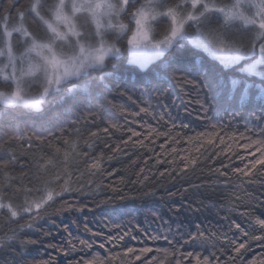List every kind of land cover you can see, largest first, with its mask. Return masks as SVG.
Segmentation results:
<instances>
[{"label": "trees", "instance_id": "16d2710c", "mask_svg": "<svg viewBox=\"0 0 264 264\" xmlns=\"http://www.w3.org/2000/svg\"><path fill=\"white\" fill-rule=\"evenodd\" d=\"M0 2L7 4V0ZM224 2L230 3L231 0ZM27 3L28 0H20L17 7L20 5L27 7ZM121 20L132 27L128 16H121ZM84 25H87L88 32H92L88 18ZM31 26L33 31L43 35L39 23L33 21ZM233 28L242 35L245 43L251 38V31L244 32L239 23L234 24ZM107 39L117 41L118 46L125 51L126 38L117 40L114 34H108ZM176 55L184 58L187 67V71L177 75H183L190 81H197L198 77L202 78L200 63L202 54L189 51ZM244 63L247 61L233 68H224L213 61L209 66L219 78L227 81L229 78H241L240 68ZM108 71L113 72L114 77L120 79L113 78L107 81L111 91L106 93L104 100L86 101L82 97L61 93L56 97H50L39 112L22 107L0 109V145L3 146L0 149V162L10 161L9 153L16 155V163H9L7 168H0V187L11 185L6 189V194L13 195V203H23L25 186L28 188L39 186L37 176L47 179L56 172L71 174V187L78 190L64 194L47 207L46 211H42L43 218L34 222V231L25 230L19 234L21 240L35 241L27 248L26 264H77L93 258L104 260V264H107L104 258L109 254L116 256L112 264H129V262L143 264L146 259L157 255L156 248H165L169 245L162 240L152 242L146 239L134 225H139L144 233L158 234L160 231H167V226L171 227L173 233L177 230L181 233L195 232L193 224H199L202 229L215 233V238L209 237L193 246L177 245L180 252L193 253V256L186 260L181 258V264H195L194 258L197 254L201 258L208 256L211 260L213 253L225 264H233L228 257L235 254L230 251V246L226 244L221 234L226 233L229 239L242 242L243 238L239 233L229 230V220L238 223L241 220L247 222L250 217L260 216L264 211L259 204L260 200H264V170H260L258 166V169L254 170L255 174L250 177L235 174L232 170L243 169L248 161L258 158L259 153H256L255 157L249 155L255 151V148H244L243 145L249 143L247 140L237 138L235 141H229L225 137L226 143L231 144V149L228 151L230 159H226L223 155L225 150L223 145L217 147L204 144L201 147L199 144H189L186 138L195 136L199 132L214 131L211 125L223 126L224 132L229 134L245 133L246 128L259 133L260 129L264 128V123L256 119L260 116L255 106L258 92L255 90L252 92L253 103L241 106L238 97L233 99L227 96L214 97L205 88L198 90L194 84L172 81L171 84H164L165 95L157 99L146 86L145 81L152 79L154 73L159 71L158 67L153 64L146 69H140L129 65L126 51L118 61L109 62ZM30 91L36 93L39 89ZM121 92H126L127 95H122ZM198 99H202L207 104L206 112L196 103ZM188 101L191 103L189 104ZM161 103L168 106L171 122L177 125L172 135L180 133L177 137L179 143L173 144L171 140L166 142L165 137L157 138L155 135L144 139L147 132L146 125L158 128L160 131H165L167 128L169 115H165L163 120L159 119L160 114L164 112ZM114 106H122L127 109V113L132 114L138 113L141 107L150 106V114L128 115ZM185 107L189 112H185ZM89 113H95V119H89ZM109 122L117 125V128L109 127ZM181 125L187 127H180ZM105 128L109 129V134L103 132ZM129 128L141 133V136L133 137L127 147L121 144L123 152L113 154L112 149L122 140H127L130 134ZM92 132H97V137H90L89 134ZM247 134L251 135V132ZM37 137L40 139L37 140ZM64 139L70 142L74 139L78 140L76 152L73 153L67 148L62 142ZM137 139L142 140V145L133 143ZM252 139H264V137L257 135ZM86 140L92 145L91 149L84 143ZM172 148L177 150L176 154L171 153ZM196 148L200 149L199 153L196 152ZM57 149L60 150L59 153ZM65 151L69 152L67 158L64 156ZM217 152L221 154L216 156ZM83 153H87V157ZM101 153L105 157L102 168L90 173L88 159L97 157ZM186 155L199 156V159L195 168L189 167L184 180L177 178L174 182L170 176L158 175L159 172L171 170L172 167L178 170L183 166L180 157ZM108 156L113 158L108 160ZM157 158L160 161H173V164L170 166L166 163H157ZM45 159H51L55 165L49 167L46 174L38 172L35 167L36 162L43 163ZM222 164L225 167L221 168ZM217 168L228 173V187H215L216 184L222 185L224 182V177L218 176L213 171ZM4 173H7L10 179L6 180ZM145 175L148 176L147 180L143 179ZM189 184L213 185L211 192L214 194L211 195V202L223 207L207 206L209 189H204V194L200 195L194 194L191 189L183 193V189L189 188ZM13 189L17 190L14 194ZM165 189L180 192L182 195L178 194L169 199ZM151 192L155 195H148ZM253 197L256 199H252ZM182 200L184 206L181 204ZM70 204L72 210H68ZM188 204L194 209H199V212L187 208ZM79 208H83L84 211L75 210ZM173 209H179V213ZM241 213H248V216H242ZM153 214L162 217L167 225L161 227L160 221L153 219ZM225 217L229 219L226 220ZM106 221L109 223L105 235L115 236L123 229V231H131L137 236V240L129 242L126 237L125 241L119 244L112 246L105 244L103 248L99 247V244L104 242L91 239V233L85 231L84 225L87 224L93 231H98ZM29 222L32 221L28 217L9 222L7 212H0V236L11 234V229H18L19 225ZM65 225L68 226L67 230L64 228ZM117 225L121 227H115ZM250 234L261 235V232L257 229ZM205 235L208 236L207 231ZM169 239L172 237L169 236ZM78 240L92 243L93 247L82 248ZM69 241L76 245V251L65 255L64 251L69 249ZM53 245L55 247H52ZM126 247L138 249L151 247L154 251L142 256L140 261H136L132 254L125 255ZM219 249H223V252ZM19 250L17 245L15 251L19 253ZM172 259L169 257V261ZM260 259H264V242H251L243 257L236 258L235 264H249L253 260L259 264ZM0 264H20V261L17 256L11 254L10 250H5L0 252Z\"/></svg>", "mask_w": 264, "mask_h": 264}, {"label": "snow or ice", "instance_id": "6c2138e0", "mask_svg": "<svg viewBox=\"0 0 264 264\" xmlns=\"http://www.w3.org/2000/svg\"><path fill=\"white\" fill-rule=\"evenodd\" d=\"M20 0H7L5 5L0 2V109H15L22 107L35 112L42 111L43 106L49 101L50 97H56L61 93L71 94L76 97H82L86 101L104 100L107 92L111 88L107 81L120 79L114 77V73L108 71L110 61H118L127 53V63L140 69H146L149 65L155 64L159 71L155 72L152 79L145 81L146 86L151 90L157 99L165 95V83L171 84L172 81L183 82L184 84H194L199 90L207 89V92L215 96H227L229 99L238 97L241 106L253 103L252 92H258L255 97V106L260 112L256 117L261 123H264V0H231L225 3L224 0H28L27 7L20 5ZM14 13V15H13ZM81 16H86L92 26V32L87 31V25L79 24ZM121 16H128L132 27L121 20ZM31 18V19H29ZM39 23L43 30V35L32 30V22ZM239 23L244 32L251 31V38L245 43L242 35L238 33L233 25ZM216 25V26H214ZM114 34L117 40L126 38V49L118 46L117 41L107 39L108 34ZM23 50L20 51V46ZM195 51L202 54L200 60L202 78L197 81H190L183 75L187 71L184 58L176 55ZM206 58V59H205ZM218 63L224 68H233L247 61L240 68L241 78H229L227 81L219 78L209 66L212 62ZM95 74V75H94ZM259 81L258 83L256 81ZM39 89L38 92L30 91L33 85ZM127 95L126 92H121ZM131 99V97H129ZM105 103H110L105 101ZM184 103V101H182ZM190 104L191 101H188ZM204 112L207 111V104L202 99L196 101ZM164 112L160 114L159 119L163 120L165 115H169L168 106L161 103ZM102 107V105H101ZM119 110L127 113V109L122 106ZM149 107H141L138 113L128 115L138 116L140 113L150 114ZM185 112L189 109L185 107ZM254 115V113H253ZM95 113H89V119H95ZM169 120L166 122L165 131H160L151 125H146L147 132L144 139L155 135L157 138L165 137L166 142L171 140L173 144L179 143L177 137L180 133L172 135L177 127ZM109 127L115 129L117 125L109 122ZM142 127H145L142 125ZM180 127H187L181 125ZM212 132H199L195 136H188L189 144H204L209 146H224L223 155L230 159L228 151L231 144L226 143L225 137L229 141L247 140L249 143L243 145L244 148H255V151L249 155L254 158L244 165V168H235L232 171L244 177H250L255 174L254 170H264V139H252L253 136L264 137V128L259 133L252 129H247L245 133H227L223 126L211 125ZM105 134H109V129H103ZM130 133L127 140H122L112 149L113 154L123 152L129 141L133 137L139 138L141 133L128 129ZM251 132V135L247 133ZM90 137H97V132L89 134ZM40 138L37 137V140ZM71 152H76L78 140L67 139L62 141ZM84 143L91 149L92 145L88 141ZM135 145H142V140L133 141ZM0 145V149H2ZM106 147H109L106 145ZM163 149V145H161ZM59 153V149L56 150ZM199 153L200 149L196 148ZM172 154H176L175 148L171 149ZM221 152L215 153L219 156ZM11 159L7 162H0V168H7L9 163H16V155L9 153ZM69 155L64 152L65 158ZM87 157V153H83ZM113 157L108 156L111 160ZM43 159V158H42ZM105 159L101 153L97 157L88 159V169L90 173L102 168V162ZM199 156H182L180 162L183 165L178 170L172 167L171 170L159 172L160 177L170 176L173 181L177 178L184 180L187 176L189 167L195 168ZM157 163H166L170 166L173 161H160ZM35 167L38 172L45 173L49 167H55L51 159H45L43 163L36 162ZM225 167L223 164L221 168ZM221 168L213 171L218 176L224 177L223 184H216L215 187H228V173ZM143 172V169H141ZM175 174V175H173ZM5 179L10 177L4 173ZM39 180V186L28 188L25 186L23 192L25 198L23 203L14 204L13 195L6 194V189L11 185L0 187V212H7L9 222L18 221L24 217L30 218L32 222L19 225L18 229H11V234L0 236V252L10 250L13 256H17L20 264H26L27 248L34 244L33 240H21L19 234L28 231H34V222L42 219V211H46L57 199L64 194L74 190L71 187V174L65 172L61 174L56 172L50 178ZM144 180L148 176L143 177ZM143 183V181H140ZM59 186V187H58ZM213 185H195L189 184V188L183 189L187 193L189 189L194 194H204V189H209L208 207L221 208L223 205L211 202V192ZM17 190L13 189V194ZM115 191V189H113ZM169 199L182 195L180 192L168 191L165 189ZM148 195H155L154 192ZM123 199V197H120ZM163 199V198H162ZM252 199H256L253 197ZM182 206L183 200L181 201ZM259 204L264 208V200ZM193 212H199V209L192 208L191 204L186 205ZM234 207V206H233ZM68 210H72V205H68ZM83 212V208L75 209ZM179 213V209H173ZM242 216H248V213H241ZM264 211L260 216L250 217L247 222L241 220L239 223L235 220H229V230L239 233L243 238L242 242H236L235 239H229L226 233H222L226 244L230 246V251L235 255L228 257L235 264L237 257L242 258L244 253L250 247L251 242H264ZM153 219L159 220L161 227L167 225L162 217L153 214ZM224 219L228 220V217ZM109 222H104L100 230L93 231L84 225L85 231L91 233L90 238L94 241H103L99 247L103 248L105 244L112 246L124 242L125 238L129 242L136 241L137 236L131 231H121L113 235H105ZM195 232L181 233L177 230L172 232L170 226L167 231H160L158 234L144 233L139 225L134 227L146 239L157 242L164 241L169 247L156 248L157 255L143 261V264H181V258L192 257L193 253L186 254L180 252L177 245L193 246L200 241L207 240L209 237L215 238V233L208 229H202L199 224H193ZM67 225L64 226L67 230ZM120 228L121 226H115ZM259 229L261 235L250 234ZM208 232V236L205 232ZM70 235V233H69ZM169 236L172 239H169ZM185 237H187L185 239ZM78 243L85 249H91L92 243L85 240H78ZM19 246V253L15 247ZM52 247H55L54 245ZM61 251H64L61 249ZM76 251V245L69 241V249L64 251L65 255ZM154 251L151 247L134 248L126 247L125 255L132 254L136 261H140L142 256ZM223 252V249H219ZM117 256L119 254H116ZM169 257L173 259L169 261ZM116 256L107 255L104 259L107 264H112ZM195 264H225L219 260L214 253L210 260L208 256L201 258L199 254L195 256ZM77 264H104V260L93 258L89 261L77 262ZM131 264V262H129ZM249 264H257L256 260ZM259 264H264V259L259 260Z\"/></svg>", "mask_w": 264, "mask_h": 264}, {"label": "rangeland", "instance_id": "374dc122", "mask_svg": "<svg viewBox=\"0 0 264 264\" xmlns=\"http://www.w3.org/2000/svg\"><path fill=\"white\" fill-rule=\"evenodd\" d=\"M87 21V18H85V17H80L79 18V20H78V23L79 24H85V22ZM111 34V33H110ZM20 51H22L23 50V46L21 45L20 46ZM139 68V67H138ZM38 87L34 84L32 87H31V89L30 90H36Z\"/></svg>", "mask_w": 264, "mask_h": 264}]
</instances>
